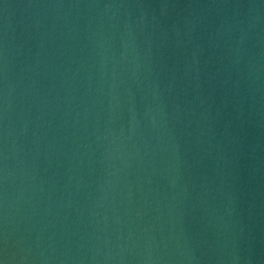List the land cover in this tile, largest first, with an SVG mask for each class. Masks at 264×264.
<instances>
[{"label":"water","instance_id":"95a60500","mask_svg":"<svg viewBox=\"0 0 264 264\" xmlns=\"http://www.w3.org/2000/svg\"><path fill=\"white\" fill-rule=\"evenodd\" d=\"M3 264H264V0H0Z\"/></svg>","mask_w":264,"mask_h":264},{"label":"snow or ice","instance_id":"6c2138e0","mask_svg":"<svg viewBox=\"0 0 264 264\" xmlns=\"http://www.w3.org/2000/svg\"><path fill=\"white\" fill-rule=\"evenodd\" d=\"M0 264H3V261L2 260H0Z\"/></svg>","mask_w":264,"mask_h":264}]
</instances>
